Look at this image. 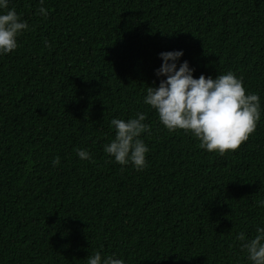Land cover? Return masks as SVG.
I'll return each mask as SVG.
<instances>
[{"label": "trees", "instance_id": "obj_1", "mask_svg": "<svg viewBox=\"0 0 264 264\" xmlns=\"http://www.w3.org/2000/svg\"><path fill=\"white\" fill-rule=\"evenodd\" d=\"M43 6L47 16L40 0L8 5L28 28L0 56V264H85L94 251L125 264H250L235 237L264 223V0ZM180 49L195 77L231 70L258 94L260 119L237 149H201L143 103L164 78L158 54ZM137 111L151 129L140 171L103 151L109 120Z\"/></svg>", "mask_w": 264, "mask_h": 264}, {"label": "clouds", "instance_id": "obj_2", "mask_svg": "<svg viewBox=\"0 0 264 264\" xmlns=\"http://www.w3.org/2000/svg\"><path fill=\"white\" fill-rule=\"evenodd\" d=\"M9 0H0V56L18 47V35L28 28L13 8ZM7 9L6 11H2ZM38 12L47 16L48 11L40 0ZM45 46L48 41H44ZM162 63L155 70L160 79L158 85L148 86L143 103L154 109L158 121L168 131L183 130L198 141V147L208 152L237 149L255 130L260 119V98L257 93L246 92L241 77L233 71L219 72L215 77L193 75L195 69L184 60L183 50H168L158 54ZM145 113L137 111L127 119L113 117L109 120L114 136L103 145L106 155L120 165L131 164L136 170L146 165L148 147L141 135L150 134V126L145 123ZM76 155L80 160L92 161L91 153L78 148ZM60 163L59 157L52 160L53 166ZM264 208V199L256 201ZM255 235L246 239L238 232L235 239L241 242V250L250 264H264V223L256 226ZM85 264H125L115 253L103 255L101 251L91 252Z\"/></svg>", "mask_w": 264, "mask_h": 264}]
</instances>
